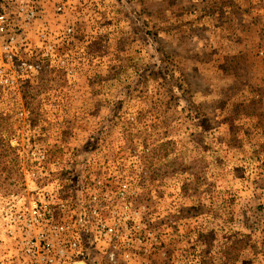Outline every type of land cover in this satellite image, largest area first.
<instances>
[{"label":"rangeland","instance_id":"rangeland-1","mask_svg":"<svg viewBox=\"0 0 264 264\" xmlns=\"http://www.w3.org/2000/svg\"><path fill=\"white\" fill-rule=\"evenodd\" d=\"M33 4L36 71L0 88V264H264V0ZM43 151L69 201L107 182L115 245L32 256Z\"/></svg>","mask_w":264,"mask_h":264},{"label":"built area","instance_id":"built-area-1","mask_svg":"<svg viewBox=\"0 0 264 264\" xmlns=\"http://www.w3.org/2000/svg\"><path fill=\"white\" fill-rule=\"evenodd\" d=\"M17 1L20 0H0V88L6 89L14 88L17 80L20 79L18 77H21L18 76L19 73H34L36 71L35 64L20 60L19 52L21 48L27 47L24 39L25 26L35 22L37 12L33 6V0H28L30 5L25 7L16 5ZM40 38L44 42L43 34ZM40 47L41 45L36 44L30 46L32 55H36V49ZM35 161L39 172H33L32 176L40 175L45 178L52 173L55 176L52 175L54 180L51 183L36 185V197L32 199L28 210L25 223L30 229H34L36 226L50 225L49 230L39 229L33 237L28 236L31 244L29 252L32 256L38 255L41 250L47 249L49 246H64L77 255L80 249V237L98 227L101 228V232L98 236H94V241L99 242L101 235L110 241L111 237H114L115 245L117 230L109 225L105 218L100 217V213L104 209L108 210L112 205L108 191L104 192L99 189L102 186L106 187L107 182L100 180L88 182L87 174H83L80 189L75 188L79 200L72 202L64 198L61 182L58 181V177L62 176V173L45 172V166L50 163L48 155L44 151L40 152L35 156ZM66 212L72 213L71 221L54 222L58 213ZM109 256L112 258L113 253Z\"/></svg>","mask_w":264,"mask_h":264}]
</instances>
